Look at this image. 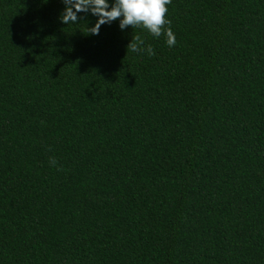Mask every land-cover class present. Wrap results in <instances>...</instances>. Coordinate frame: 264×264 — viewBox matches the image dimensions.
<instances>
[{"label": "trees", "instance_id": "16d2710c", "mask_svg": "<svg viewBox=\"0 0 264 264\" xmlns=\"http://www.w3.org/2000/svg\"><path fill=\"white\" fill-rule=\"evenodd\" d=\"M64 7L0 0V264H264V0Z\"/></svg>", "mask_w": 264, "mask_h": 264}, {"label": "clouds", "instance_id": "9594fccd", "mask_svg": "<svg viewBox=\"0 0 264 264\" xmlns=\"http://www.w3.org/2000/svg\"><path fill=\"white\" fill-rule=\"evenodd\" d=\"M65 5L60 14V21L68 25L78 23L83 17L79 13L97 17L94 26L89 27V34L99 35L102 25H111L119 20V28L124 30L129 26L134 29L142 27L153 37L166 36L168 47L177 44L176 35L172 30V21L168 18V5L172 0H62ZM127 51L133 53H146L148 56L156 55L152 45H145V40L140 35L132 36L131 42L126 46ZM49 162L55 165L57 161L50 157Z\"/></svg>", "mask_w": 264, "mask_h": 264}]
</instances>
